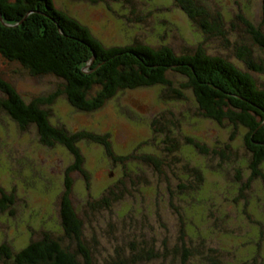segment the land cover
<instances>
[{
  "label": "rangeland",
  "instance_id": "obj_1",
  "mask_svg": "<svg viewBox=\"0 0 264 264\" xmlns=\"http://www.w3.org/2000/svg\"><path fill=\"white\" fill-rule=\"evenodd\" d=\"M54 3L58 9L81 22L106 48L130 46L136 41L155 48L168 46L175 54H180L186 48L193 49L199 40L203 46L208 43V47H203L208 54L227 61L231 53L235 57L234 45L254 50L247 39L242 19L255 25L261 23L259 0L184 2L192 15L196 10L200 14L205 10L213 14H205L195 20L180 9L177 0H95V4L54 0ZM220 11L226 18L225 27L217 30L212 21L215 13ZM203 21L210 22L211 26L209 28L207 23L206 36L197 38L196 26ZM29 26L31 31L35 27L32 24ZM219 35L222 38L217 37ZM226 41L229 44L227 47ZM226 48L232 51H226ZM90 66L92 63L88 62L85 68ZM0 77L11 84L27 104L58 94L64 83L51 74L32 76L19 63L9 62L1 55ZM167 78L173 83L170 88L178 89L184 83V77L177 73L169 72ZM170 88L126 89L91 112L73 108L62 94H58L50 105L41 106L48 112V119L54 128L64 129L69 135L87 132L101 138L107 137L110 151L116 156L125 157L123 163L113 161L102 145L78 140L76 144L83 157L80 170L74 169L75 156L65 147L58 144L52 148L44 146L34 125L22 131L6 112L0 110V187L12 196L7 208L0 210V246L6 244L16 253L48 235L51 241L60 242L71 254H75L72 229L62 223V196L67 179L71 180L70 201L82 224V239L98 264H111L118 256L127 255L129 245L142 243L143 236L146 241L156 244L157 248L161 247L165 238L155 235L161 224H165L169 230V244H172L175 238L180 237L178 233L183 228V219L176 212L193 203L188 199L182 202L177 187L184 178L193 182V168H196L205 179L204 205L205 211L209 210L207 213L204 211L207 223L204 222L202 228L214 222L210 212H218L225 215L229 231L227 238H224L221 231L205 228L202 231L211 237H203L204 242L221 245L224 251L229 252L227 263L233 264L249 257L241 247L244 242L237 237L254 227V240H258L259 251L256 256L264 260V180L261 181V176L257 177L249 181L248 189L238 191L250 178V171L247 170L249 154L243 144L245 130L228 123L219 126L200 118L197 113H201L191 90H181L184 98H177ZM0 98H4L2 93ZM229 138H236V141L231 144L232 150L227 152L229 157L226 159L221 153H224L223 145ZM193 139L197 144H202L205 154L194 149ZM173 142H176V148L170 154L167 150ZM142 154L163 163L162 173L157 179L152 167L140 159ZM85 173L89 182L84 180ZM261 173L264 177V164ZM124 176L141 181V189L137 192L143 191L145 200L137 205L140 208L153 207L148 212L152 218L153 232L145 227L141 231L130 228L127 218L135 213L138 193L131 190ZM195 184L193 182L192 185ZM157 185L162 193L155 192ZM115 187L116 190L113 189ZM125 190L132 197L122 194ZM231 191L232 194L227 195ZM155 194L158 196L153 198ZM119 195L125 198L115 201ZM238 196L242 199L234 205L232 201ZM102 198L109 200V208L100 204ZM228 200L230 205L225 203ZM184 216V227L196 233L194 219L187 214ZM254 221L261 222L263 229L258 230ZM209 229L214 233H210ZM162 232H165L163 228L158 233ZM198 238L193 236V242ZM0 258V264H16L13 259L7 261Z\"/></svg>",
  "mask_w": 264,
  "mask_h": 264
},
{
  "label": "trees",
  "instance_id": "obj_2",
  "mask_svg": "<svg viewBox=\"0 0 264 264\" xmlns=\"http://www.w3.org/2000/svg\"><path fill=\"white\" fill-rule=\"evenodd\" d=\"M69 1L95 4V0ZM177 1L181 5H179L180 9L188 13L190 19L195 20L205 14L213 15L206 13V10L201 14L197 10L195 12L192 10L194 13L192 15L189 12L191 9L184 3L191 0ZM259 5L261 20L259 25L242 19L247 39L254 50L241 49L234 45L235 57H232L231 53L230 60L227 61L208 54L209 52L207 53L203 48L208 47V43L203 46L199 40L196 42L198 45H195L193 49L186 48V51L180 54H175L168 46L155 48L136 41L130 46L106 48L81 22L58 9L54 0H0V55L9 62L19 63L29 70L32 76L51 74L63 80V88L58 94L65 95L73 108L83 112L100 108L116 93L126 89L135 90L156 86L170 88L173 83L167 78L169 72L183 76L184 83L178 89L170 88L177 98H184L181 90L190 89L196 106L199 107L201 114L199 115L198 112L197 115L200 118L210 120L219 126L228 123L235 128L241 127L245 130L243 144L249 154L247 170L250 171V178L247 184L245 182L241 189L238 188V191H243L249 188V181L260 176L261 181L264 180L261 173L264 164V55L262 54L264 53V33L262 32L264 0H259ZM222 12L215 13L212 21L217 30L225 27L226 18ZM207 23L210 28V22ZM207 23L203 21L196 26L195 37L206 36ZM29 24H32V27L35 25L32 31L28 29ZM217 37L222 38L221 35ZM225 44L226 47L229 45L227 41ZM225 50L232 51L227 48ZM88 62H91L92 66L85 68ZM97 67H103V69ZM0 93L4 96L0 98V110L6 112L22 131L34 125L37 128L39 141L44 146L52 148L58 144L65 147L75 156L74 169L80 170V165L83 163V157L76 144L78 140L102 145L113 161L124 162L125 157L116 156L110 151L107 137L101 138L87 132L69 135L64 129L51 126L48 112L40 107L50 105L58 94L48 99H36L33 103L27 104L14 87L1 77ZM227 141L223 145L224 153L220 152L226 159L229 157L227 152L232 150L231 144L236 141V138H229ZM192 144L200 154H205L202 152L206 151L201 147L202 144H197L194 139ZM175 148L176 142H173L167 151L171 154ZM140 159L152 167V172L157 179L162 173L163 163L159 159L152 156L146 157L143 154ZM193 173L195 176L193 182L196 183L194 186L193 182H188L187 178H184L177 187L182 202L187 199L189 202L193 201L184 210L182 208L176 212V215L183 219V228L178 233L180 237L169 244L170 232L165 224H161L156 229L157 233L154 231L156 236L165 238L161 247L157 248L156 244L146 241L143 236L141 238L144 244H130L128 254L118 256L111 264H230L226 260L229 252L224 251L221 245L204 242L203 237H211L202 231L205 228L211 227L215 232L221 231L224 238H227L229 231L228 225L225 224V215H220L218 212L217 214L210 212V218L212 217L214 222L202 228L201 225L204 222L207 223L204 214L206 198L203 196L206 191L205 179L196 168H193ZM83 177L85 182H89L86 173ZM132 178L124 176V180L130 183L131 190L138 193L135 213H131L127 221L131 229L141 231L145 227L153 232L152 218L148 213L153 207H138L137 204H142L145 196L143 191L137 192L141 189L139 183L141 181L138 182V179ZM113 189L116 190V187ZM70 190L71 180L67 179L62 196V223L66 228L72 229L71 234L76 243L75 254H71L60 242L51 241L48 235H45L43 239L29 243L16 253L4 244L0 246V256L7 261L13 259L16 264H98L93 255H90L91 252L82 239V224L71 204ZM155 192L162 193L158 185ZM122 194L132 197L128 190L123 191ZM158 194H155L153 198ZM228 194H232V191L227 192ZM125 196L119 195L115 201L123 200ZM133 198L136 199L134 196ZM239 199L242 198L238 196L232 201L234 205L240 203ZM11 200L12 196L6 194L0 187V210L6 209ZM100 202L105 208H109L107 198H102ZM225 203L230 205V200ZM184 214L194 219L193 226L196 233L184 227L186 225ZM157 217L160 219L158 212ZM117 218L120 219V217ZM254 224L258 230L263 229L261 222L254 221ZM187 227L189 228L190 225ZM241 227L244 228V225L241 224ZM162 228L165 232L158 233ZM209 232L214 233L212 229H209ZM192 235L199 237L198 240L193 242ZM255 236L256 230L251 227L246 234H240V237H237L244 242L241 243V247H244L249 257L234 261L233 264H264L263 258L256 256L259 251L258 240H254Z\"/></svg>",
  "mask_w": 264,
  "mask_h": 264
}]
</instances>
